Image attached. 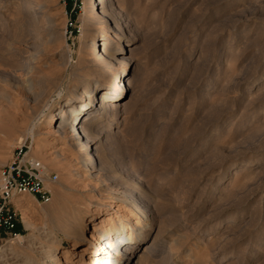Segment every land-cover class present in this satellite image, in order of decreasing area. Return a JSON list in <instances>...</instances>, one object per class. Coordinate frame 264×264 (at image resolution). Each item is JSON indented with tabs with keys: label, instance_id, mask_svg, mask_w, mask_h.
Instances as JSON below:
<instances>
[{
	"label": "rangeland",
	"instance_id": "obj_1",
	"mask_svg": "<svg viewBox=\"0 0 264 264\" xmlns=\"http://www.w3.org/2000/svg\"><path fill=\"white\" fill-rule=\"evenodd\" d=\"M93 7L90 0H0V178L21 146L58 175L48 184L49 202L15 199L20 234L3 240L0 264H56L70 248L68 233L90 228L94 210V222L121 217V202L106 205L114 192L131 204L141 196L151 224L134 264H142L140 255L143 264H264V0H116L109 7L121 36L134 38L129 54L139 61L123 78L132 76L133 89L110 103L120 112L93 127L107 134L92 144L99 173L89 177L76 144L53 133V115L114 67L90 47L114 31ZM135 213L124 218L127 227ZM79 250L70 264L92 257Z\"/></svg>",
	"mask_w": 264,
	"mask_h": 264
},
{
	"label": "bare ground",
	"instance_id": "obj_2",
	"mask_svg": "<svg viewBox=\"0 0 264 264\" xmlns=\"http://www.w3.org/2000/svg\"><path fill=\"white\" fill-rule=\"evenodd\" d=\"M90 1L96 4V7H93V9L95 11L96 17L103 20L105 29H114V31H110L106 36L100 38L99 42H96V40L92 39L90 47L94 52L98 53L100 57H108L112 59V61L114 60V67L106 74V78L101 84L97 85L95 83H87L83 89L76 92L74 97L68 98L63 105L58 106L57 109L62 107L64 109L53 115V118L58 116L56 118V123H54L53 133H56L58 138L60 137V134H65L67 135V140L72 142V144H76L74 146H76L75 150L79 154L81 167L86 169L87 176L94 177L99 173V161L93 153V150H95L97 147L94 145L97 141H99V139H101V135H105L107 132L101 131L99 129L93 131V127H99L103 120H106L109 118V116H111V113L117 114V112H120V110L117 111V109L115 110V108H111L113 105L110 103L111 101H117L120 99L127 92V90L133 89L135 80L132 78V76L128 77L127 83L123 82V78L130 74L131 66H133V64L139 60L137 58H133L132 55L129 54L134 50L132 47L133 41H135L134 38L131 39L127 38V36H121L122 32L119 31L117 27H115V21L113 22L110 19L109 7L116 3V0ZM122 9L121 12L124 11V8ZM131 19L133 20V18ZM120 52L121 54H118ZM34 85V81L29 79L27 87L33 88ZM97 98L98 102L96 108H92L93 102L95 100L97 101ZM91 111L93 112L91 113ZM79 116H81L82 122L76 125L77 129L75 131L72 130L69 132V134H67L69 131L68 129L72 125L71 123L73 117L77 118ZM51 117L52 115L49 119H52ZM55 143L56 142H54V144ZM104 172L107 173L109 170H105ZM126 176L129 180L130 174ZM76 177L82 176L78 172ZM117 177L121 178L120 176ZM135 184H139L140 186L143 185L142 181H135L132 183V185ZM119 188H124V186H119ZM142 191L147 193V190L145 189ZM114 193H116V195H111L106 201V205H111L109 207L112 208V205H117L115 202H121L123 205V214L121 217L115 221L108 220V218H102V220L94 222L100 213L99 211L94 210L89 216V223H92L90 228L87 227L88 225H81L78 230L68 233V238L70 239V248L64 249L62 254L57 255L56 264H70L71 255L76 254L77 250L75 251V247L77 248L79 245V257H82L84 254H86V252L92 255V257L88 259L87 264L135 263V258L138 257L137 254H135L136 247L139 244H143V242L147 240L151 224L147 222V219H144L146 209H140L141 196H133V204H131V200H129L127 194H121L120 196H117V192ZM106 209L108 208L106 207ZM134 210L136 213L134 214L132 223L130 224L128 222V224L131 226H129V228L127 227L126 223L128 220L125 222L124 218H128L129 213ZM108 213L110 212L105 210L104 214ZM106 220L108 221L107 223L109 226H105ZM142 222L146 224L142 225ZM135 225H137V228H133ZM27 226L29 227L30 225ZM88 229L91 231L86 232ZM55 241H50V248L48 251L50 257L54 256ZM127 242L128 246L124 249V252L121 256V254H119V247ZM95 244L100 247V250L95 248ZM9 246L10 245H8V247ZM145 249L143 250L144 252L146 251ZM6 251L7 248L4 244L0 247V258L4 257ZM104 254L107 255L105 256ZM140 257L138 260L143 264V260H141L142 258ZM169 257L171 256L167 254L164 260L168 261ZM130 259H132V261H130Z\"/></svg>",
	"mask_w": 264,
	"mask_h": 264
},
{
	"label": "built area",
	"instance_id": "obj_3",
	"mask_svg": "<svg viewBox=\"0 0 264 264\" xmlns=\"http://www.w3.org/2000/svg\"><path fill=\"white\" fill-rule=\"evenodd\" d=\"M57 180L58 175L48 170L39 158L28 155L23 146L13 152L0 178V247L5 238L20 234L15 199L31 195L39 202H49L53 191L48 184Z\"/></svg>",
	"mask_w": 264,
	"mask_h": 264
},
{
	"label": "trees",
	"instance_id": "obj_4",
	"mask_svg": "<svg viewBox=\"0 0 264 264\" xmlns=\"http://www.w3.org/2000/svg\"><path fill=\"white\" fill-rule=\"evenodd\" d=\"M17 230H18V227H17ZM18 232V231H17Z\"/></svg>",
	"mask_w": 264,
	"mask_h": 264
}]
</instances>
